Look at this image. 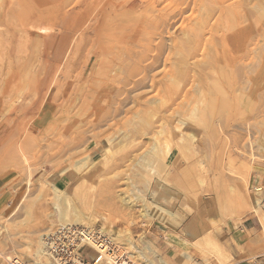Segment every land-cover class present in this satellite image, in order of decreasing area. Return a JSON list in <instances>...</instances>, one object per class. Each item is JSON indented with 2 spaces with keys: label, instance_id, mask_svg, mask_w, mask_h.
<instances>
[{
  "label": "rangeland",
  "instance_id": "obj_1",
  "mask_svg": "<svg viewBox=\"0 0 264 264\" xmlns=\"http://www.w3.org/2000/svg\"><path fill=\"white\" fill-rule=\"evenodd\" d=\"M0 177L9 260L58 206L145 264L263 251L264 0H0Z\"/></svg>",
  "mask_w": 264,
  "mask_h": 264
},
{
  "label": "built area",
  "instance_id": "obj_2",
  "mask_svg": "<svg viewBox=\"0 0 264 264\" xmlns=\"http://www.w3.org/2000/svg\"><path fill=\"white\" fill-rule=\"evenodd\" d=\"M86 250L95 257L89 258ZM40 252L39 261L14 257L4 264H145L139 258L143 253L140 248L128 250L97 226L92 229L72 224L59 226L42 239Z\"/></svg>",
  "mask_w": 264,
  "mask_h": 264
},
{
  "label": "bare ground",
  "instance_id": "obj_3",
  "mask_svg": "<svg viewBox=\"0 0 264 264\" xmlns=\"http://www.w3.org/2000/svg\"><path fill=\"white\" fill-rule=\"evenodd\" d=\"M10 1V0H9ZM12 3V2H11ZM16 4V3H15ZM10 6V5H9ZM51 9V8H50ZM8 14V13H7ZM42 22V21H41ZM205 24H206V22H204V23H202L201 24V26L199 27V28H196V29H200L201 27H204L205 26ZM34 25V24H33ZM32 25V26H33ZM36 25H38V24H36ZM35 27V26H34ZM41 28V27H40ZM39 28V30H42V29H40ZM45 28V27H44ZM47 28H49V27H47ZM46 30V29H45ZM55 30V29H54ZM194 30V29H193ZM196 31V30H195ZM41 32V31H40ZM45 32H47V31H45ZM49 32V31H48ZM42 33H44V32H42ZM194 34V33H193ZM58 66V65H57ZM41 70V69H40ZM31 101V100H30ZM2 109V108H1ZM20 109V108H19ZM20 112H21V110H20ZM262 189H257V191H261ZM54 193H55V195H56V197L57 198H63V199H65L66 201H67V199H66V197H64L65 196V194L64 193H62L60 190H58L57 188H54ZM125 203H127V205H130V203L132 202V200L131 199H129L128 197H124L123 199H122ZM257 201V200H256ZM258 204H257V206H256V210H261V208L263 207V204H264V202H263V198L261 199H259V202H257ZM132 205V204H131ZM262 206V207H261ZM58 209H59V212H58V214L56 215V217H57V223H59V226H64V225H69V224H72V225H76V226H81V227H85V228H91L92 226H90V225H85L86 223H85V220H84V218L82 217V215H80V214H78L77 212H75V214H71L70 216H68L67 214H65V213H62L63 211H61V209L59 208V206H58V208H57V210L56 211H58ZM147 215H145V217H146ZM58 226V227H59ZM92 228H94V227H92ZM91 228V229H92ZM101 229L104 231V232H106V233H108V236H110L111 235V233L110 232H108L107 230H105L103 227H101ZM52 232V231H51ZM51 232H47V233H45V235H43V237L42 238H39V241L37 242V244H36V246H34L35 248L34 249H31V248H29V252H27V253H29V254H24V257L26 258V260H35V261H39V259H40V256H41V252H40V244H41V242H42V239L45 237V236H47L48 234H50ZM126 233L127 234H129V232L128 231H126ZM264 233V232H263ZM121 238H123L122 236H121V234L120 235H118L117 237H113V241L115 240V241H117L118 239H121ZM130 239H131V237H130ZM127 242L128 243H130V245H132L133 246V243L132 242H130V241H128L127 240ZM134 247V246H133ZM146 249H147V253L148 254H151V255H154V257L155 258H157L158 259V262L160 263V264H169L168 263V261L166 260V259H164L163 257H161V256H158V255H156V253L157 252H155V251H153L152 249L153 248H149V247H146ZM142 255V259H143V257H145L144 255H145V253L143 254V253H141ZM149 256V255H148ZM14 257H17V258H20V259H22L21 258V256H14ZM14 257H12L11 259H13ZM184 257H185V259L187 260V261H189L190 259H191V257H190V255L189 254H187V253H185L184 254ZM7 260H9V255L8 254H5V252H0V263L1 264H4ZM144 260V259H143ZM147 260V259H146ZM148 262V261H147ZM156 263V262H155Z\"/></svg>",
  "mask_w": 264,
  "mask_h": 264
},
{
  "label": "crops",
  "instance_id": "obj_4",
  "mask_svg": "<svg viewBox=\"0 0 264 264\" xmlns=\"http://www.w3.org/2000/svg\"><path fill=\"white\" fill-rule=\"evenodd\" d=\"M2 181V178L0 177V183ZM263 198V202H264V197ZM263 207H264V204H263ZM254 214V215H250L248 217H245L242 221V224L240 226V231H245L247 233H254V232H258L259 231V234L262 235L263 232H264V211L261 210L259 212H251V213H248V214ZM234 233L230 232L229 230L227 229H224L223 230V234H222V237L226 240L232 238V235ZM260 240V239H258ZM248 258H244V259H241V260H238V261H235L234 264H264V262L262 261H258L261 257H264V250L263 251H260L258 253H254V254H249L247 256ZM236 253H235V257H234V260L236 259ZM256 258V262L254 261H245L247 259H255Z\"/></svg>",
  "mask_w": 264,
  "mask_h": 264
}]
</instances>
